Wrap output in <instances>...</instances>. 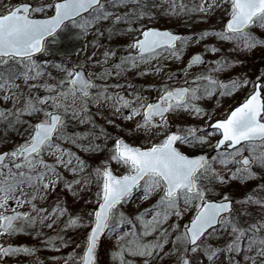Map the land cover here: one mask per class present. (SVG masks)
Instances as JSON below:
<instances>
[{
	"label": "snow or ice",
	"instance_id": "snow-or-ice-1",
	"mask_svg": "<svg viewBox=\"0 0 264 264\" xmlns=\"http://www.w3.org/2000/svg\"><path fill=\"white\" fill-rule=\"evenodd\" d=\"M0 8V100L12 105L0 109V123L12 129L28 125L21 142L0 152V236L31 235L37 225L51 229L67 217L60 232H85L63 258L65 264H100L104 240L111 247L110 264H162L166 257L171 264H264V185L242 200L216 192L218 185L231 180L244 183L258 178L256 169L264 175V72L252 81L220 80L214 74L232 67L231 62L224 58L206 62L197 53L186 64L184 84L160 85L155 100L136 91L131 83L127 87L133 92L127 98L121 91H110L123 85L107 83L161 57L181 60L193 40L199 43L214 37L230 43L234 51L264 46V41L253 35L255 27L264 29V0H195L191 4L185 0H17L14 4L0 0ZM158 8L172 16L207 17L220 11L222 27L195 36L135 27L145 17L151 19ZM104 22L126 25L123 34H136L119 62L99 72L90 67L95 53L82 62L63 56L55 59L66 39H83L93 31L102 34ZM96 44L91 41L92 47ZM87 47L77 49L76 54ZM205 51L220 49L205 45ZM116 55L106 49L104 60L96 63L106 65ZM206 63L205 71L187 77L189 69ZM249 84L252 87L243 101L222 118L212 120L198 105L217 94L233 96ZM95 106H109L114 115L135 120L144 142L130 144L116 137L108 155L95 166L71 147H64L103 150L94 143L99 136L85 146L80 141L89 133L67 131L72 121L95 128L90 114ZM178 113L195 119L207 117L208 122L203 126L177 125L173 131L172 116ZM100 133L111 138L103 129ZM205 147L209 151H203ZM188 148L200 151L189 153ZM61 186L77 200L94 188V199L84 201L91 205L90 210L74 213L59 197L49 207H38L37 201L45 202ZM137 193H142V200L157 199L143 212L126 216L119 209ZM236 205L247 208L239 210ZM186 214L189 219L182 229L178 223L169 225L171 232L163 227L171 217L180 220ZM44 243L55 251L68 246L59 233ZM168 245L171 247L165 251ZM35 251L23 245L0 244V264H8L11 257L32 256Z\"/></svg>",
	"mask_w": 264,
	"mask_h": 264
},
{
	"label": "rangeland",
	"instance_id": "rangeland-1",
	"mask_svg": "<svg viewBox=\"0 0 264 264\" xmlns=\"http://www.w3.org/2000/svg\"><path fill=\"white\" fill-rule=\"evenodd\" d=\"M10 3H16L17 0H9ZM159 3V0H157ZM186 3H193L195 0H185ZM166 7V5H165ZM0 11H3L0 8ZM124 11V9H120ZM222 16L223 13L217 11L211 16L204 17L201 14H191V15H164L162 14V9H156L152 14V18L149 19L145 17L142 21H139L135 27L139 28L141 25L148 26H158L166 27L173 30H182L185 33V36H195L205 30H219L222 27ZM127 27L126 25H112L109 22H104L100 26V31L102 34L93 31L87 37L83 39H66L70 41L74 46V50L71 53H59L58 56L64 59H69L71 62H82L86 56H92L93 53L96 54V60L103 61V52L108 49L117 53L116 56L111 57L108 64L101 66L96 63V60L92 61L90 67H94L97 71L103 72L105 67H110L113 62H119V59L125 56L128 52V44L132 42L136 34H123L121 29ZM253 35L261 41H264V29L255 27L253 29ZM96 40L97 44L95 47L91 46V41ZM88 45L84 51L80 52L79 55L76 54L77 49L84 48L85 45ZM205 45L214 46L220 49L219 52L213 53L210 51H205ZM199 51L201 52L206 62H211L224 58L231 62L232 67L227 68L225 71L215 73L217 79H225L231 75H236L240 79H248L250 81L255 80L258 75L264 72V46H257L254 49L248 51L233 50V46L227 42H221L216 40L214 37H208L205 40L196 43L193 40L192 44L184 49L182 54V59L177 61L174 59H164L161 57L159 60H154L150 64H141L138 69H133L129 72L123 73L120 77H113L107 81L109 84L119 83L123 85L122 89H117L113 87L110 89L111 92L124 91V95L128 96V93L133 92L132 88H128L127 85L131 83L134 86L136 91H142L143 94L147 97H150L152 100L155 99L158 95L157 89L160 85L168 83L172 86H180L184 84L185 72L184 69L187 64L188 58L192 53ZM166 55V54H164ZM52 59V58H49ZM58 60L57 57H55ZM209 64L206 63L204 66H195L192 69L187 71V77L191 79L194 73L205 71L208 68ZM159 67L161 71L156 72L155 69ZM146 71L147 75H140L139 72ZM54 75H59L54 72ZM169 75H173L175 78L172 80L168 79ZM97 83H105V81H97ZM252 85L249 84L248 87L242 88L239 92L233 96L220 97L218 94L212 97H206L198 101V105L205 110L211 117L212 120L215 118L223 117L224 114L229 110V108L234 105L236 102L241 100L247 93L250 91ZM11 102H4L0 100V109L11 108ZM95 128L90 123L80 124L78 121H72L69 124L67 131L69 133H89L88 138L81 140L80 143L87 146L90 139L94 136H99L98 139L94 140L95 144H99L102 147L100 152L92 151H82L79 148H76L71 145L65 144L64 147H71V150L75 152L78 156L84 159L89 165L95 166L103 160L111 149L114 138L118 136H123L129 142L133 144H140L144 142V133L142 131L136 130V121L124 120L120 114H113L112 109L109 106L92 107L91 113ZM27 119V118H26ZM108 121H112L109 123ZM173 128L181 126H203L208 120L207 117L203 119H195L189 116L186 113H178L172 116ZM28 127L27 124L18 126L16 129L6 128V126L0 123V150L9 149L11 150L16 143L21 142V134L24 133L25 129ZM103 129L104 133L107 134L106 138L104 135H101L100 130ZM215 138H213L214 142ZM204 149H208L205 147ZM203 149V150H204ZM189 153L193 151H200L199 149H186ZM113 169L119 174V169L116 165H113ZM222 174H227L226 170L218 169ZM257 173L260 174V170L256 169ZM245 183V182H244ZM236 186V189L244 190L245 186L241 182H236L234 180L229 181L224 185H218L216 188L217 193L227 194L234 200V194L230 192L229 187ZM93 191H85L81 193V198L77 200L72 197L70 193L62 191V186L57 188L55 192H51L45 202L37 201L38 207H49L57 201V197L61 203H66L69 210L77 213L81 210H90L91 205H85V200H92ZM241 191V192H242ZM142 193H137L134 198L129 203H125L119 210L123 212L126 216H135L136 214L143 212L144 209L150 208L156 201V197H153L149 200L141 199ZM244 196L235 200H242ZM240 197L241 194L236 195ZM237 209L244 210L246 205H236ZM27 210V208L22 209ZM50 210V209H49ZM67 217L61 218V220L53 228L49 229L47 227H42L37 225L35 229L31 230L32 236L29 237L28 234H22L14 237L0 236V244L6 243H23L24 246L29 248H34L35 254L32 256H16L9 258V261H27L28 264H65L64 257H67L69 253L75 248V243H78L83 238L84 229H69L66 232H60V228L63 227L64 221ZM150 219V217H146ZM189 219V216L186 214L183 219L177 220L176 217H171L166 224L163 225L164 228H169V225L178 223L181 226L186 223ZM171 232V229L169 228ZM40 232L41 235L37 236L36 233ZM60 234L64 237L65 241L68 242L67 247H60L59 251H55L52 248L45 245L49 237H56L57 234ZM57 245L60 244V241H55ZM167 247V246H166ZM171 246H169L170 248ZM168 249L165 248V251ZM110 251L111 247L107 240L102 242V246L99 249V259L100 264H110ZM53 257H58L60 259H52ZM163 264H171V261L166 257ZM69 264H75L74 261H70Z\"/></svg>",
	"mask_w": 264,
	"mask_h": 264
},
{
	"label": "trees",
	"instance_id": "trees-1",
	"mask_svg": "<svg viewBox=\"0 0 264 264\" xmlns=\"http://www.w3.org/2000/svg\"><path fill=\"white\" fill-rule=\"evenodd\" d=\"M74 46L75 45H73L70 41L64 42V48L62 49L61 53H71L74 50L73 49ZM56 57L58 58V60L61 58L58 55ZM234 181H236V180H234ZM243 184L245 186V188H244L243 191H242V189H236L235 184H234V187H229L228 190H230V192L229 191H227V192L234 194V197H233L234 198V201H235V199H239L242 196H244L245 193H247V194L250 193L254 188H257L260 185H264V175L258 174V178L253 179V180H249V181H247V182H245ZM239 194H241V196L240 197H237L236 195H239ZM248 211H250V212H256L257 209L256 208H248ZM31 236H32V234L29 235L30 238H31ZM169 246L170 245H168L166 248L168 249Z\"/></svg>",
	"mask_w": 264,
	"mask_h": 264
},
{
	"label": "water",
	"instance_id": "water-1",
	"mask_svg": "<svg viewBox=\"0 0 264 264\" xmlns=\"http://www.w3.org/2000/svg\"><path fill=\"white\" fill-rule=\"evenodd\" d=\"M148 28H155V29H157V30H161V31H163V30H168V31H171L170 29H168V28H159V27H148ZM171 32H173V31H171ZM174 34H179V35H182V33H179V32H173ZM197 53H199V54H201L200 52H195V53H193L192 55H191V57L194 55V54H197ZM202 55V54H201ZM190 57V58H191ZM202 57L204 58V60H205V57L202 55ZM233 78H235V77H231V78H229V79H226V80H224V81H228V80H231V79H233ZM123 93V92H122ZM244 99V98H243ZM243 99L240 101V102H242L243 101ZM240 102H238L235 106H237ZM235 106H233L232 108H234ZM217 119H219V118H217ZM119 138H122V139H124L126 142H128L124 137H119ZM128 143H130V142H128ZM130 144H132V143H130ZM3 151H8L7 149H3V150H1L0 152H3ZM206 152V151H205ZM188 222V221H187ZM7 244H12V245H23V244H21V243H7ZM7 244H5V245H7ZM24 246V245H23ZM8 264H28V262L27 261H10V262H8Z\"/></svg>",
	"mask_w": 264,
	"mask_h": 264
},
{
	"label": "flooded vegetation",
	"instance_id": "flooded-vegetation-1",
	"mask_svg": "<svg viewBox=\"0 0 264 264\" xmlns=\"http://www.w3.org/2000/svg\"><path fill=\"white\" fill-rule=\"evenodd\" d=\"M232 76L237 77L236 75H231V76H229V77H232ZM121 92H122V91H121ZM155 99H156V98H155ZM155 99H153V100H155ZM236 103H237V102H236ZM236 103H235V104H236ZM235 104L232 105L230 108H232L233 106H235ZM230 108H229V109H230ZM118 137H121V136H118ZM122 137H123V136H122ZM125 139H126V138H125ZM213 143H215V142H213ZM204 150L209 151V149H204ZM204 150H203V151H204ZM198 152H199V151H198Z\"/></svg>",
	"mask_w": 264,
	"mask_h": 264
},
{
	"label": "bare ground",
	"instance_id": "bare-ground-1",
	"mask_svg": "<svg viewBox=\"0 0 264 264\" xmlns=\"http://www.w3.org/2000/svg\"><path fill=\"white\" fill-rule=\"evenodd\" d=\"M152 27H157V26L152 25Z\"/></svg>",
	"mask_w": 264,
	"mask_h": 264
}]
</instances>
